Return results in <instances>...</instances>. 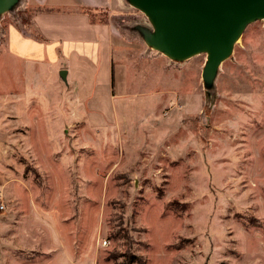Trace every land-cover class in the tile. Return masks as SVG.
<instances>
[{
    "label": "rangeland",
    "instance_id": "1",
    "mask_svg": "<svg viewBox=\"0 0 264 264\" xmlns=\"http://www.w3.org/2000/svg\"><path fill=\"white\" fill-rule=\"evenodd\" d=\"M128 7L124 31L140 48L125 121H66L53 66L22 75L0 60V264H264V21L208 92L206 55L176 63L150 49L132 31L148 19ZM23 11L35 10L21 0L2 17L0 54Z\"/></svg>",
    "mask_w": 264,
    "mask_h": 264
},
{
    "label": "crops",
    "instance_id": "2",
    "mask_svg": "<svg viewBox=\"0 0 264 264\" xmlns=\"http://www.w3.org/2000/svg\"><path fill=\"white\" fill-rule=\"evenodd\" d=\"M26 6L35 10L30 27L9 25L5 52L0 54L4 65L20 64L22 75L27 73L23 64L53 66L67 89L66 121L102 130L133 116L126 84L130 75H136L132 60L140 43L124 31L122 19L130 14L125 0H26ZM136 57L142 60L139 66L150 69L149 59L143 63V54ZM63 70L67 82L58 76ZM2 73L5 82L11 80L6 71ZM19 120L23 124L20 114ZM53 120L59 121V116ZM33 230L34 234L36 229H20V233Z\"/></svg>",
    "mask_w": 264,
    "mask_h": 264
},
{
    "label": "water",
    "instance_id": "3",
    "mask_svg": "<svg viewBox=\"0 0 264 264\" xmlns=\"http://www.w3.org/2000/svg\"><path fill=\"white\" fill-rule=\"evenodd\" d=\"M148 19L135 25L147 47L176 63L206 55L204 88L214 91L221 65L233 54L246 29L264 21V0H126ZM21 0H0V21ZM67 72L60 77L67 82Z\"/></svg>",
    "mask_w": 264,
    "mask_h": 264
},
{
    "label": "trees",
    "instance_id": "4",
    "mask_svg": "<svg viewBox=\"0 0 264 264\" xmlns=\"http://www.w3.org/2000/svg\"><path fill=\"white\" fill-rule=\"evenodd\" d=\"M23 12L25 15L22 18V20H19L14 24H16L20 29L26 30L27 28L30 27V20L34 13L27 14L26 13L27 11H23ZM125 262L126 264H147V261L142 256L136 254H129V256H126Z\"/></svg>",
    "mask_w": 264,
    "mask_h": 264
},
{
    "label": "built area",
    "instance_id": "5",
    "mask_svg": "<svg viewBox=\"0 0 264 264\" xmlns=\"http://www.w3.org/2000/svg\"><path fill=\"white\" fill-rule=\"evenodd\" d=\"M0 208H1V209H4V205H1ZM105 244H106V242H105Z\"/></svg>",
    "mask_w": 264,
    "mask_h": 264
}]
</instances>
